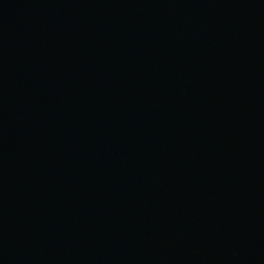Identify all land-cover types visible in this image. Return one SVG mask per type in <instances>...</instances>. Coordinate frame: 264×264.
Returning <instances> with one entry per match:
<instances>
[{"label":"water","instance_id":"water-1","mask_svg":"<svg viewBox=\"0 0 264 264\" xmlns=\"http://www.w3.org/2000/svg\"><path fill=\"white\" fill-rule=\"evenodd\" d=\"M0 264H264V0H0Z\"/></svg>","mask_w":264,"mask_h":264}]
</instances>
